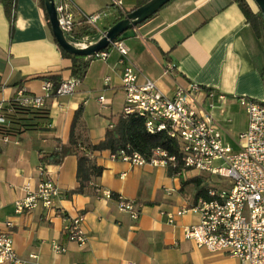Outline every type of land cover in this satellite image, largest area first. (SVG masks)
Returning a JSON list of instances; mask_svg holds the SVG:
<instances>
[{
	"label": "crops",
	"instance_id": "1",
	"mask_svg": "<svg viewBox=\"0 0 264 264\" xmlns=\"http://www.w3.org/2000/svg\"><path fill=\"white\" fill-rule=\"evenodd\" d=\"M71 1L82 14L104 12L98 23L104 30L122 15L115 2H121L125 14L143 2ZM10 28L0 4V102L4 106L19 89L40 95L43 80L75 79L70 75V60L62 57L53 38L41 0H17ZM120 39L127 56L123 58L111 49L106 61L93 60L74 94L52 96L46 101L47 124L34 132L0 136V229L5 230L7 222L13 225V247L25 264H237L227 256L197 248L184 237L183 228L200 221V216L190 210L196 201L191 181L200 178L211 186L214 179L207 175L186 171L177 176L171 169L135 166L113 159L110 151H95L92 158L102 168L101 176L84 194L67 198L66 193L78 186L76 157L69 155L60 165L41 167L42 157L67 145L79 108L83 110L87 140L96 145L104 139L107 129L122 114L125 96L121 72L127 64L138 70V83L150 80L166 97L189 83L209 89L214 106L209 113L224 143L230 136L237 142L248 127L238 99L264 102L259 71L264 65V45L231 0H173ZM100 96L106 109L100 107ZM231 122L238 124L236 132ZM43 180L60 190L52 206L16 214L14 204L26 197V186L34 191ZM106 191L112 199L102 196ZM117 198L139 204V218L131 220L119 212ZM181 210L186 212L172 225L162 215ZM77 215L83 216L84 245L70 241L65 231ZM54 243L65 251L55 252Z\"/></svg>",
	"mask_w": 264,
	"mask_h": 264
},
{
	"label": "built area",
	"instance_id": "2",
	"mask_svg": "<svg viewBox=\"0 0 264 264\" xmlns=\"http://www.w3.org/2000/svg\"><path fill=\"white\" fill-rule=\"evenodd\" d=\"M58 26L69 44L78 49H86L100 40L109 29H100L98 23L104 12L85 15L79 12L71 0H53ZM124 18L121 2H115ZM120 56H127V48L119 38L105 50L96 53L94 60L106 61L110 50ZM169 71H165L167 74ZM109 78L105 79V83ZM125 103L123 115L135 114L144 118L146 131L154 135L165 132L175 142L176 154L169 155L165 150L156 149L149 159L137 153L121 151L111 154L112 158L135 166L151 165L171 169L175 175L182 172H195L209 178L228 180L229 189L209 186L208 200L198 198L190 210L200 216L198 224L183 228L185 239L199 249L210 254H219L236 260L237 264H264V102L240 98L238 104L248 118V127L240 134L237 148L233 149L223 141L221 130L214 123L209 109L213 93L189 83L178 87L172 97L162 95L154 82L145 80L138 83V70L131 64L121 72ZM80 80L68 79L55 87L50 80H43L40 95L26 94L17 90L13 99L22 107L42 109L52 96L72 95L79 87ZM101 109H106L103 96L98 98ZM4 106L0 102V125H6ZM215 181V180H214ZM27 195L14 204L15 213L31 212L38 206L50 208L53 199L60 194L52 182H39L36 190L26 186ZM100 190L95 189L98 194ZM107 200L112 199L110 192H102ZM119 212L131 220L140 215V205L134 201L117 198ZM186 211L163 213L167 223L172 225L177 217ZM83 216L77 215L66 228L70 241L79 245L86 243L81 230ZM10 222L5 230L0 229V264H25L16 253ZM57 253L65 250L52 244ZM132 264V263H126Z\"/></svg>",
	"mask_w": 264,
	"mask_h": 264
},
{
	"label": "trees",
	"instance_id": "3",
	"mask_svg": "<svg viewBox=\"0 0 264 264\" xmlns=\"http://www.w3.org/2000/svg\"><path fill=\"white\" fill-rule=\"evenodd\" d=\"M149 1L151 0H143L138 8ZM231 1L238 5L256 39L261 41L264 45V17L260 10L258 9V11L254 13L245 0ZM16 2L17 0H0V4L3 5L5 15L9 20L11 30L15 18ZM41 6L45 11L44 0H41ZM46 18L48 20L47 14ZM121 19H123V17L119 20ZM60 52L63 58L71 62V77L80 81L84 80L89 65L94 58L70 55L62 49H60ZM259 71L264 83V65ZM50 79L55 87H58L61 83L56 77H51ZM4 117L6 119V125H0V136L5 137H14L27 132L37 131L44 124H47L49 120L48 112L45 108L34 109L22 107L14 99L4 108ZM82 118L83 110L79 108L73 117L67 145L59 146L57 150L53 151L48 156L42 157L40 160L41 167L44 168L46 165H60L66 156L73 155L76 157V179L78 186L75 190L66 193L67 198L75 194H84L85 191L93 185V182L101 176L103 170L95 164L92 158V153L95 151H110L111 154H118L121 151H126L128 154L137 153L145 159H149L152 152L156 149L165 150L169 155L176 154L175 142L170 139L165 132L156 133L154 135L149 134L145 129L144 118L135 114H121L116 123L107 129L104 139L96 145L91 144L87 140V129ZM191 182L195 185V199L204 198L208 200L209 186L200 178H195Z\"/></svg>",
	"mask_w": 264,
	"mask_h": 264
},
{
	"label": "water",
	"instance_id": "4",
	"mask_svg": "<svg viewBox=\"0 0 264 264\" xmlns=\"http://www.w3.org/2000/svg\"><path fill=\"white\" fill-rule=\"evenodd\" d=\"M173 0H151L145 5L127 13L123 19L111 26L95 44L86 49H78L65 39L58 26L57 14L53 0H44L45 11L52 31L53 38L58 47L66 53L74 56L94 57L96 53L105 50L111 43L119 39L124 33L132 30L157 14L165 5ZM264 17V0H253Z\"/></svg>",
	"mask_w": 264,
	"mask_h": 264
},
{
	"label": "rangeland",
	"instance_id": "5",
	"mask_svg": "<svg viewBox=\"0 0 264 264\" xmlns=\"http://www.w3.org/2000/svg\"><path fill=\"white\" fill-rule=\"evenodd\" d=\"M252 8V10L254 12H257L258 10V7L257 5L254 3L253 0H247ZM128 32V31H127ZM126 32V33H127ZM126 33H124L123 35H126ZM231 124L233 125V130L236 132L238 130V124H235V122H231ZM226 140H228L227 142H225L226 145L230 146L231 148L233 149H236L237 148V142H235V138H232V136L230 137H226ZM215 181L213 182V185L218 189H229L230 188V185H229V182L228 180H225V179H219V178H215L214 179Z\"/></svg>",
	"mask_w": 264,
	"mask_h": 264
}]
</instances>
